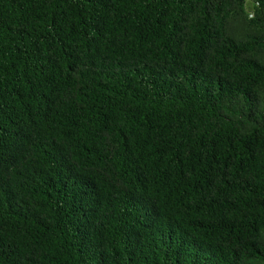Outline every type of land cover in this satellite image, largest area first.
I'll list each match as a JSON object with an SVG mask.
<instances>
[{"label":"trees","instance_id":"1","mask_svg":"<svg viewBox=\"0 0 264 264\" xmlns=\"http://www.w3.org/2000/svg\"><path fill=\"white\" fill-rule=\"evenodd\" d=\"M257 1L0 0V264H264Z\"/></svg>","mask_w":264,"mask_h":264},{"label":"built area","instance_id":"2","mask_svg":"<svg viewBox=\"0 0 264 264\" xmlns=\"http://www.w3.org/2000/svg\"><path fill=\"white\" fill-rule=\"evenodd\" d=\"M256 5H258L259 4V2L257 1V0H252ZM253 15V11L252 12H250V16H252Z\"/></svg>","mask_w":264,"mask_h":264}]
</instances>
